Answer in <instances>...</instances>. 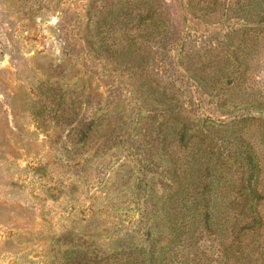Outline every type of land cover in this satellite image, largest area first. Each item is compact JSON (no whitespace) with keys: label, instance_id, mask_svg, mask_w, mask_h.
Masks as SVG:
<instances>
[{"label":"rangeland","instance_id":"374dc122","mask_svg":"<svg viewBox=\"0 0 264 264\" xmlns=\"http://www.w3.org/2000/svg\"><path fill=\"white\" fill-rule=\"evenodd\" d=\"M97 1L0 0V264H147L153 241L175 262L237 264L236 242L228 260L224 249L238 225L226 244L170 228L188 210L251 222L242 203L264 221V18H237L235 0H162L165 33L145 43L154 66L133 79L85 41ZM137 79L167 103L139 98ZM181 103L207 137L192 131L178 187L177 143L160 135Z\"/></svg>","mask_w":264,"mask_h":264},{"label":"trees","instance_id":"16d2710c","mask_svg":"<svg viewBox=\"0 0 264 264\" xmlns=\"http://www.w3.org/2000/svg\"><path fill=\"white\" fill-rule=\"evenodd\" d=\"M162 6V0H98L95 4L91 3V5L89 4V10L91 9L92 14L95 11H99L101 21L99 20L98 22L97 19V21L91 24L90 28L87 29L85 41L96 55L103 56L106 60L109 59L115 66L123 67V70L130 72L134 79L135 75H139L144 71H151L150 68L154 66L153 48L148 47L145 43L152 42L156 44L162 40V35L165 33L163 31L165 22L162 18ZM233 6L237 8L231 10L236 13L239 19L252 20L254 18H264V7L257 0H235ZM199 11L203 13L201 14L202 17H208L209 21L217 19L220 16L217 12ZM108 20H111L110 23ZM105 25L109 26L110 30H107ZM196 76L205 84L208 81L214 82V78L211 79L202 75ZM136 83L139 84L136 86L137 89L135 87L136 92L140 94L139 98L145 101L151 98L153 101V98H155L159 99V102L163 105L167 103L165 98L168 97V94L166 92L161 93L158 89H151L149 91L150 85L147 84L145 86L144 82L139 79H137ZM177 110L178 123L171 131L167 132L165 130L160 136L161 140L167 145L169 141L167 140L168 135L172 137L169 145L174 142L177 143L176 156L171 161L181 171L172 172V185L180 187L184 183H191L186 173L191 169L186 164L189 163L187 154H190L191 151L188 148V139L192 137V131L198 133V135L207 137L204 131L207 118L204 119L201 116L192 117L191 112L183 107V103H181ZM95 123V118H93L87 124H79L82 126L83 141L92 133ZM194 137L197 138V136ZM193 149H195L194 146ZM175 151H172V153ZM182 152L186 153L185 160L182 158L184 156ZM256 195L251 190L250 199L252 202ZM246 200H248V196H246ZM241 207L244 214L250 213L252 215L251 222L237 224L238 221H226L224 223L221 221H210L209 213L205 215L206 217L204 216V218L196 220L195 217H189L188 215L193 210L191 212L188 210V214L182 216L180 224L173 220V226L170 229L177 237L181 236V234L191 235L192 237L197 227H201L203 229L202 234H205L207 231L216 233L223 240L221 243L224 244L228 240L229 232L231 230L233 232L238 225V229L233 233L231 243L224 249L226 259L228 260L232 255L231 249L234 242H236L235 252L238 253L239 257L235 263L264 264L263 218L253 203L246 207L242 203ZM151 211L152 215L156 217L157 209L155 204L152 205ZM155 245L156 241H153L149 250L147 264H184L183 262H175V250H173L174 254H172L171 249L162 247L156 252ZM140 264H145V262Z\"/></svg>","mask_w":264,"mask_h":264}]
</instances>
